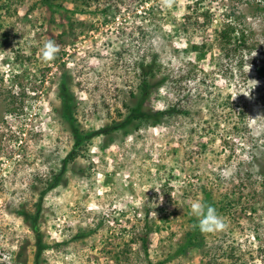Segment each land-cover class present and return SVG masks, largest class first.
<instances>
[{
  "label": "rangeland",
  "instance_id": "1",
  "mask_svg": "<svg viewBox=\"0 0 264 264\" xmlns=\"http://www.w3.org/2000/svg\"><path fill=\"white\" fill-rule=\"evenodd\" d=\"M262 6L0 0V264L34 263L36 235L24 214L36 211L73 150V128L93 133L136 106L137 64L152 54L163 66L158 80H166L144 108L178 104L184 113L124 127L76 151L44 198L40 264H264V119H250L264 115ZM228 25L244 43L221 45ZM49 39L60 51L44 61ZM203 44V52L193 50ZM63 80L74 122L63 113ZM196 201L213 207L226 228L191 239Z\"/></svg>",
  "mask_w": 264,
  "mask_h": 264
},
{
  "label": "trees",
  "instance_id": "2",
  "mask_svg": "<svg viewBox=\"0 0 264 264\" xmlns=\"http://www.w3.org/2000/svg\"><path fill=\"white\" fill-rule=\"evenodd\" d=\"M260 4H263L261 11H264V0H260ZM80 12L83 13V11H80ZM237 32H238V29L235 28L234 26H231V25L226 26L225 30L220 32L222 35L221 45H225L227 42L230 43L229 39H235V40L240 39L241 43H244L245 40H244L243 32L240 34L239 37L236 36ZM215 34L218 35L219 32L216 31ZM206 47L207 46L204 44L201 46L194 45L193 50L197 52H203V50ZM208 48H212V45ZM137 67L140 73L139 74L140 83L138 86L140 94H139L138 103L136 104V106L128 107L129 114L122 122L120 123L114 122L113 126H108L107 128L97 130L93 133L86 135L80 132L77 128H73V131H74L73 150L71 151L69 156H67L62 161V165L60 166V170L58 171V173L54 174L52 180H49L44 190L40 192L39 200L36 204V211L34 213L24 214L25 220L30 224V228L33 230V232L36 235V249L37 250L34 255L33 264H40V259L43 253L47 249V246L44 245L43 237L39 231V226H38L40 216L42 213V209H43L44 198L49 192L53 191L54 189L58 187L61 178L64 176V174L67 171L68 164L72 162L74 158L76 157L77 155L76 151L82 148L85 143L92 141L94 138L99 137V136L109 135L111 132L118 131L124 127L136 125V127L139 128V127H144V126L161 125L162 123H164L165 119L171 118L173 116H178L184 113L178 104L177 105L175 104L167 108L166 110H159V111L146 110L144 108V105L151 97L153 90L159 83L164 82L166 78H163L162 80H158V75L161 74L162 68H163L159 60L158 54H152L149 62H146V61L138 62ZM260 74L264 78V68L260 69ZM60 88L62 91V100L64 103V112H63L64 116L70 122H74V116H73L74 110L72 107L73 102H72V99L69 93L70 87L68 83L65 80H63L60 84ZM135 96L136 95H134V98ZM206 198L207 200L210 199V196L208 193L206 194ZM233 202L234 201H230V203H233ZM226 206L227 204L225 205V207ZM193 225H194L193 233L190 234L191 239L195 238L201 232L198 227V221H194ZM146 244H147L146 239H143V246H146ZM20 254L21 252L19 253V255ZM23 256H24L23 254L20 255L21 258H23ZM22 264H28V263L26 262V260H24Z\"/></svg>",
  "mask_w": 264,
  "mask_h": 264
},
{
  "label": "clouds",
  "instance_id": "3",
  "mask_svg": "<svg viewBox=\"0 0 264 264\" xmlns=\"http://www.w3.org/2000/svg\"><path fill=\"white\" fill-rule=\"evenodd\" d=\"M175 2L176 0H161L162 5L167 8H171ZM59 51H60V46L55 41L49 39L44 43L41 49L42 59L44 61H52L53 59H55ZM256 55H257V52H254L252 54V57H255ZM251 67L252 65L247 63L245 65L246 71L250 72ZM254 82L256 85L257 81H254ZM249 94L245 96H249ZM237 96L238 95L233 96V100H235ZM250 119L253 122H256L257 120L264 119V115H257L254 118L250 117ZM221 175L225 179L228 178L227 175L223 172L221 173ZM155 190L158 193L160 192L159 189H155ZM160 199L162 202L163 195H161ZM191 213L198 218V227L202 233H215L218 231H223L226 228V224L223 218L217 214L216 210L211 206H206L200 201H196L191 204ZM154 214L157 215L155 212Z\"/></svg>",
  "mask_w": 264,
  "mask_h": 264
}]
</instances>
